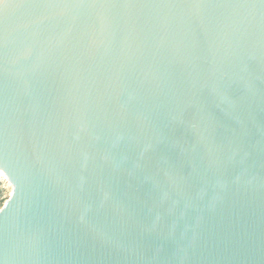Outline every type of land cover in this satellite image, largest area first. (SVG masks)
I'll list each match as a JSON object with an SVG mask.
<instances>
[{
  "label": "water",
  "instance_id": "obj_1",
  "mask_svg": "<svg viewBox=\"0 0 264 264\" xmlns=\"http://www.w3.org/2000/svg\"><path fill=\"white\" fill-rule=\"evenodd\" d=\"M0 170V264H264V0H6Z\"/></svg>",
  "mask_w": 264,
  "mask_h": 264
},
{
  "label": "rangeland",
  "instance_id": "obj_2",
  "mask_svg": "<svg viewBox=\"0 0 264 264\" xmlns=\"http://www.w3.org/2000/svg\"><path fill=\"white\" fill-rule=\"evenodd\" d=\"M0 191H1V199H2L0 211L2 212V210L8 203L13 191V187L10 184L8 178H5L0 181Z\"/></svg>",
  "mask_w": 264,
  "mask_h": 264
},
{
  "label": "snow or ice",
  "instance_id": "obj_3",
  "mask_svg": "<svg viewBox=\"0 0 264 264\" xmlns=\"http://www.w3.org/2000/svg\"><path fill=\"white\" fill-rule=\"evenodd\" d=\"M21 4H27L30 2V0H19ZM6 3V0H0V5H3ZM0 176H3V171H0Z\"/></svg>",
  "mask_w": 264,
  "mask_h": 264
},
{
  "label": "bare ground",
  "instance_id": "obj_4",
  "mask_svg": "<svg viewBox=\"0 0 264 264\" xmlns=\"http://www.w3.org/2000/svg\"><path fill=\"white\" fill-rule=\"evenodd\" d=\"M5 178H8V176H7V174L5 172H3V176H0V181L5 179Z\"/></svg>",
  "mask_w": 264,
  "mask_h": 264
},
{
  "label": "trees",
  "instance_id": "obj_5",
  "mask_svg": "<svg viewBox=\"0 0 264 264\" xmlns=\"http://www.w3.org/2000/svg\"><path fill=\"white\" fill-rule=\"evenodd\" d=\"M1 202H2V199H1V191H0V208H1Z\"/></svg>",
  "mask_w": 264,
  "mask_h": 264
}]
</instances>
